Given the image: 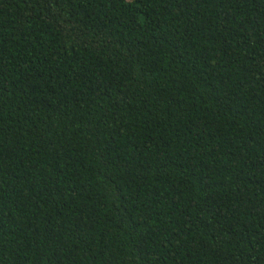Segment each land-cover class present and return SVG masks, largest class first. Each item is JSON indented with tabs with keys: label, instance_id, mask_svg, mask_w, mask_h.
I'll list each match as a JSON object with an SVG mask.
<instances>
[{
	"label": "trees",
	"instance_id": "1",
	"mask_svg": "<svg viewBox=\"0 0 264 264\" xmlns=\"http://www.w3.org/2000/svg\"><path fill=\"white\" fill-rule=\"evenodd\" d=\"M0 264H264V0H0Z\"/></svg>",
	"mask_w": 264,
	"mask_h": 264
}]
</instances>
